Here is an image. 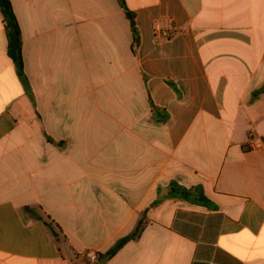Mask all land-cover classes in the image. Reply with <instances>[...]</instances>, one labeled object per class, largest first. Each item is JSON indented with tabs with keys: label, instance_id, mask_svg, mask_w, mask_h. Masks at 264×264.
Listing matches in <instances>:
<instances>
[{
	"label": "crops",
	"instance_id": "0c3cea01",
	"mask_svg": "<svg viewBox=\"0 0 264 264\" xmlns=\"http://www.w3.org/2000/svg\"><path fill=\"white\" fill-rule=\"evenodd\" d=\"M11 3L31 93L0 10V264H96L141 220L106 264H264V0Z\"/></svg>",
	"mask_w": 264,
	"mask_h": 264
},
{
	"label": "trees",
	"instance_id": "16d2710c",
	"mask_svg": "<svg viewBox=\"0 0 264 264\" xmlns=\"http://www.w3.org/2000/svg\"><path fill=\"white\" fill-rule=\"evenodd\" d=\"M0 10L4 16V22L6 24V29L8 33L9 38V47H8V55L12 59V61L15 64V67L17 69V74L24 84L26 91L28 95L30 96V85L29 81L25 74V65H24V58H23V43H22V32L19 25V22L17 20V17L15 15L11 0H0ZM131 27L132 32L134 36V43H133V49L134 51H137L141 44L140 34L136 26L135 17L134 14L131 13ZM50 142H52L49 139ZM170 195L177 200L180 201H188L196 205H206L209 204V200L205 197L204 191L200 187L187 189L181 185H179L177 182H172L170 184ZM161 202L158 201L159 204ZM42 220L41 218H39ZM46 225L50 227L52 232L56 234L55 229L53 228L52 223L46 222ZM146 223L144 220H141L135 230V232L122 239L114 249H112L107 255H100L99 256V262L96 264H100V262L106 257L111 256L114 257L118 251L124 247L129 241L136 240L141 237L144 229H145Z\"/></svg>",
	"mask_w": 264,
	"mask_h": 264
},
{
	"label": "built area",
	"instance_id": "2783aa9c",
	"mask_svg": "<svg viewBox=\"0 0 264 264\" xmlns=\"http://www.w3.org/2000/svg\"><path fill=\"white\" fill-rule=\"evenodd\" d=\"M155 32H156V35L160 39H170L176 34L174 29H171L169 31L164 30L161 23H156ZM253 147H255V146H253ZM87 257L92 263H98L99 262V256L94 252L88 253Z\"/></svg>",
	"mask_w": 264,
	"mask_h": 264
},
{
	"label": "water",
	"instance_id": "95a60500",
	"mask_svg": "<svg viewBox=\"0 0 264 264\" xmlns=\"http://www.w3.org/2000/svg\"><path fill=\"white\" fill-rule=\"evenodd\" d=\"M127 16L129 18H131V14L130 13H128ZM109 260H110V256H107L100 262V264H106Z\"/></svg>",
	"mask_w": 264,
	"mask_h": 264
}]
</instances>
